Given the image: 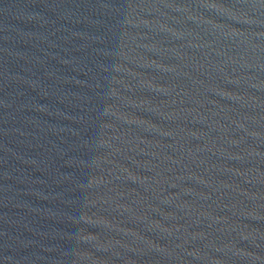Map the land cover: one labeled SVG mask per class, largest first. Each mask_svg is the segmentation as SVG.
<instances>
[{"label": "water", "instance_id": "water-1", "mask_svg": "<svg viewBox=\"0 0 264 264\" xmlns=\"http://www.w3.org/2000/svg\"><path fill=\"white\" fill-rule=\"evenodd\" d=\"M0 264H264V0H0Z\"/></svg>", "mask_w": 264, "mask_h": 264}]
</instances>
